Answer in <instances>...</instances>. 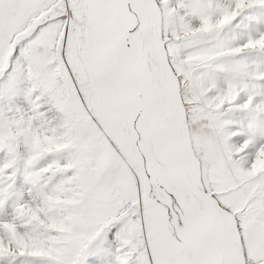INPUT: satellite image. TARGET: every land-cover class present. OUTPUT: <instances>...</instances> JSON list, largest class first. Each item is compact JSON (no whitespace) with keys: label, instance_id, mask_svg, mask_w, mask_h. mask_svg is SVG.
Returning a JSON list of instances; mask_svg holds the SVG:
<instances>
[{"label":"snow or ice","instance_id":"snow-or-ice-1","mask_svg":"<svg viewBox=\"0 0 264 264\" xmlns=\"http://www.w3.org/2000/svg\"><path fill=\"white\" fill-rule=\"evenodd\" d=\"M0 264H264V0H0Z\"/></svg>","mask_w":264,"mask_h":264}]
</instances>
